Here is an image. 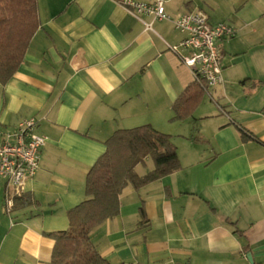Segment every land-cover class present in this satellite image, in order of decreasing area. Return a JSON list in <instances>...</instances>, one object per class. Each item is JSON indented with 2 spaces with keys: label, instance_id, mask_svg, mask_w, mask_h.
I'll return each instance as SVG.
<instances>
[{
  "label": "crops",
  "instance_id": "1",
  "mask_svg": "<svg viewBox=\"0 0 264 264\" xmlns=\"http://www.w3.org/2000/svg\"><path fill=\"white\" fill-rule=\"evenodd\" d=\"M162 1L171 18L201 8L236 29L219 45L223 82L185 127L170 121L172 103L194 79L171 50L183 37L171 20L116 0H37L40 25L0 84V132L35 117L47 140L24 184L32 204L5 212L0 178V264H50L47 233L68 227L105 141L147 123L171 136L180 168L122 189L118 214L90 232L99 253L111 264H264V0ZM152 168L148 156L135 171Z\"/></svg>",
  "mask_w": 264,
  "mask_h": 264
},
{
  "label": "trees",
  "instance_id": "2",
  "mask_svg": "<svg viewBox=\"0 0 264 264\" xmlns=\"http://www.w3.org/2000/svg\"><path fill=\"white\" fill-rule=\"evenodd\" d=\"M39 25L37 0H0V84L4 85L18 69ZM206 87L203 81L188 84L172 103L170 121L191 116ZM261 112L264 114V106ZM238 129L242 140H258ZM193 140L201 141L196 136ZM105 146L86 174L85 199L67 211L68 227L47 233L53 239L50 264H111L91 241V230L118 214L119 195L126 185L138 189L180 168L171 136L148 123L115 130ZM148 156L153 168L138 175L135 166L143 164ZM33 202L30 195L22 193L14 198L13 211ZM139 213L143 218L141 207Z\"/></svg>",
  "mask_w": 264,
  "mask_h": 264
},
{
  "label": "built area",
  "instance_id": "3",
  "mask_svg": "<svg viewBox=\"0 0 264 264\" xmlns=\"http://www.w3.org/2000/svg\"><path fill=\"white\" fill-rule=\"evenodd\" d=\"M131 14H151L159 20H171L183 34L178 44L171 46L180 62L189 68L193 79L203 81L207 88L223 82L220 41L231 38L236 29L230 23H211L201 8L178 13L171 18L162 0H117ZM150 29V23L145 24ZM37 119H22L15 129L0 132V178L5 181L3 207L13 212L14 198L24 191L25 182L32 178L40 160V150L47 137L36 132Z\"/></svg>",
  "mask_w": 264,
  "mask_h": 264
},
{
  "label": "rangeland",
  "instance_id": "4",
  "mask_svg": "<svg viewBox=\"0 0 264 264\" xmlns=\"http://www.w3.org/2000/svg\"><path fill=\"white\" fill-rule=\"evenodd\" d=\"M200 104V103H199ZM197 105L196 107H195V109L193 110V112L200 106V105ZM193 112H192V114H193ZM191 114V115H192ZM189 118H190V116L189 117H187V118H185V119H183V120H173V121H171L172 123H174V124H177V126H180V127H185L187 124H188V120H189ZM188 119V120H187ZM191 119V118H190Z\"/></svg>",
  "mask_w": 264,
  "mask_h": 264
},
{
  "label": "water",
  "instance_id": "5",
  "mask_svg": "<svg viewBox=\"0 0 264 264\" xmlns=\"http://www.w3.org/2000/svg\"><path fill=\"white\" fill-rule=\"evenodd\" d=\"M248 258L250 259V256H248Z\"/></svg>",
  "mask_w": 264,
  "mask_h": 264
}]
</instances>
